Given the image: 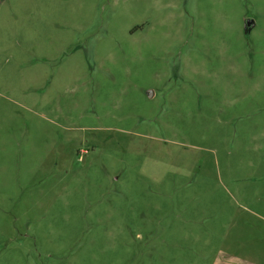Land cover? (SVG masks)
<instances>
[{"label":"rangeland","instance_id":"374dc122","mask_svg":"<svg viewBox=\"0 0 264 264\" xmlns=\"http://www.w3.org/2000/svg\"><path fill=\"white\" fill-rule=\"evenodd\" d=\"M0 264H264V0H0Z\"/></svg>","mask_w":264,"mask_h":264},{"label":"water","instance_id":"95a60500","mask_svg":"<svg viewBox=\"0 0 264 264\" xmlns=\"http://www.w3.org/2000/svg\"><path fill=\"white\" fill-rule=\"evenodd\" d=\"M254 24V21L252 19H246L244 26L246 30H249Z\"/></svg>","mask_w":264,"mask_h":264}]
</instances>
